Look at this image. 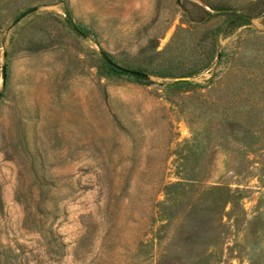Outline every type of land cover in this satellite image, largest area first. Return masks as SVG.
<instances>
[{"label": "rangeland", "instance_id": "rangeland-1", "mask_svg": "<svg viewBox=\"0 0 264 264\" xmlns=\"http://www.w3.org/2000/svg\"><path fill=\"white\" fill-rule=\"evenodd\" d=\"M0 203V264H264V0H0Z\"/></svg>", "mask_w": 264, "mask_h": 264}, {"label": "trees", "instance_id": "trees-1", "mask_svg": "<svg viewBox=\"0 0 264 264\" xmlns=\"http://www.w3.org/2000/svg\"><path fill=\"white\" fill-rule=\"evenodd\" d=\"M220 13L222 15L228 17L238 27L248 25L250 20H251V17L249 15L237 13L236 11H232L230 9L221 10ZM109 69H110V71H112L116 74H123L120 70H118L116 68L114 69L112 67H109ZM0 205H1V203H0Z\"/></svg>", "mask_w": 264, "mask_h": 264}, {"label": "water", "instance_id": "water-1", "mask_svg": "<svg viewBox=\"0 0 264 264\" xmlns=\"http://www.w3.org/2000/svg\"><path fill=\"white\" fill-rule=\"evenodd\" d=\"M70 26L72 27V29L74 31H76V29L74 28L73 26V23L72 21L69 19L68 20ZM121 72L125 73V74H128V75H131V76H136V77H144V74L141 73V72H138V71H132V70H128V69H123V68H118Z\"/></svg>", "mask_w": 264, "mask_h": 264}]
</instances>
